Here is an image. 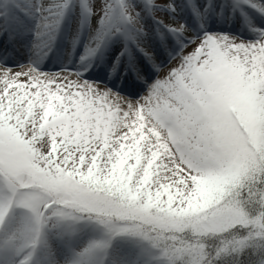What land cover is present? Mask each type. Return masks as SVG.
<instances>
[{
	"label": "snow or ice",
	"instance_id": "6c2138e0",
	"mask_svg": "<svg viewBox=\"0 0 264 264\" xmlns=\"http://www.w3.org/2000/svg\"><path fill=\"white\" fill-rule=\"evenodd\" d=\"M5 3L30 55L0 62V264H264V27L207 30L264 0ZM67 22L83 52L45 72Z\"/></svg>",
	"mask_w": 264,
	"mask_h": 264
},
{
	"label": "rangeland",
	"instance_id": "374dc122",
	"mask_svg": "<svg viewBox=\"0 0 264 264\" xmlns=\"http://www.w3.org/2000/svg\"><path fill=\"white\" fill-rule=\"evenodd\" d=\"M157 4L160 6L165 3H174V0H155ZM179 1V0H178ZM93 3H96L97 0H92ZM100 3L103 2V0H99ZM136 3V0H134ZM142 7V5H141ZM140 10L139 8L137 9ZM157 20H162L164 23L169 24V20H171V16L167 13L155 11ZM145 22L148 23L147 16L145 15ZM150 23H152L153 18H150ZM177 21H179V17H177ZM170 22L175 25L177 22ZM69 25V31L68 36L65 32H63V35L61 37L60 42L58 43L55 50L50 54L49 59L44 60L41 64L42 70L45 72H57L61 67H73L75 65V62L78 60L80 54L83 52V50L80 51L81 48H83V44H80L75 49L78 53H73L71 58L68 56V52L70 50V46L68 44V40L71 38L72 35V24L71 22H67ZM212 32H221L213 30ZM226 33V32H222ZM228 34V33H226ZM232 37H236L241 40H252L255 38L254 34H249L247 37L249 38H240L236 36L235 34H228ZM83 39V37H82ZM30 40V35L25 34L24 28L19 26L15 20L10 16L9 13V7L5 3V0H0V49H2L5 45V42H8L9 44V51L8 53H4L3 51H0V62H3L4 64L8 65L9 67H15L17 64H24L28 61L29 58V52L26 51L24 47H22V44H26ZM60 61L57 64V61ZM165 66L163 70L160 72V76L163 77L167 71L168 68L175 65L177 62L175 60L169 61L167 63V55L164 56ZM96 74V73H94ZM93 73H85V78L89 79H95L93 76ZM148 79V83H151L156 77L155 74H151ZM102 82V81H101ZM110 87V86H109ZM136 90L133 94L131 92H128V90H131L130 88H127L126 91H124L122 94L129 96L131 99H136L139 96L143 95L146 90V84L143 82L139 83L137 86L134 87ZM119 90V89H117ZM138 93V94H137ZM90 233H84L81 235V240H86L89 237Z\"/></svg>",
	"mask_w": 264,
	"mask_h": 264
},
{
	"label": "bare ground",
	"instance_id": "6f19581e",
	"mask_svg": "<svg viewBox=\"0 0 264 264\" xmlns=\"http://www.w3.org/2000/svg\"><path fill=\"white\" fill-rule=\"evenodd\" d=\"M93 76H95V77H97V76H99L98 74H94ZM132 83H140V81H136V80H132ZM132 83H130V85H129V87L128 88H130L131 89V91H133V92H135L136 90L134 89V84H132Z\"/></svg>",
	"mask_w": 264,
	"mask_h": 264
},
{
	"label": "trees",
	"instance_id": "16d2710c",
	"mask_svg": "<svg viewBox=\"0 0 264 264\" xmlns=\"http://www.w3.org/2000/svg\"><path fill=\"white\" fill-rule=\"evenodd\" d=\"M141 2V1H140ZM140 2H139V0H136V3L138 4V5H140Z\"/></svg>",
	"mask_w": 264,
	"mask_h": 264
}]
</instances>
